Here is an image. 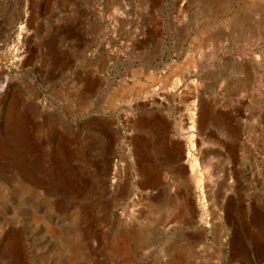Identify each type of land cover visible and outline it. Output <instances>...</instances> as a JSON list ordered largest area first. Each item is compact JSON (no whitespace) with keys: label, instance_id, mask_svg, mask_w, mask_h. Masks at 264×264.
Listing matches in <instances>:
<instances>
[{"label":"rangeland","instance_id":"374dc122","mask_svg":"<svg viewBox=\"0 0 264 264\" xmlns=\"http://www.w3.org/2000/svg\"><path fill=\"white\" fill-rule=\"evenodd\" d=\"M0 192V264H264V0H0Z\"/></svg>","mask_w":264,"mask_h":264},{"label":"bare ground","instance_id":"6f19581e","mask_svg":"<svg viewBox=\"0 0 264 264\" xmlns=\"http://www.w3.org/2000/svg\"><path fill=\"white\" fill-rule=\"evenodd\" d=\"M18 35V34H17ZM216 38V37H215ZM23 52V51H22ZM255 91H258L257 89H255ZM254 91V92H255ZM247 97H249L248 95H246V98ZM204 112V111H203ZM205 113V112H204ZM215 115V114H214ZM250 116H252L253 114H249ZM214 118L215 119H217V120H219V121H224L226 118H228V116H227V114L225 113V114H222V113H217L215 116H214ZM153 121H151V122H154L155 124H157V125H159L160 126V124H161V121L158 119V118H154V119H152ZM201 121V120H200ZM164 123V122H163ZM230 124V123H229ZM231 126V125H230ZM227 127H228V125H227ZM189 128H190V126H189ZM200 129H201V127L199 128V131H200ZM235 130L233 129V128H231L230 129V132H234ZM207 141V140H206ZM179 141H178V139H174L173 141H172V145H171V147L169 148V149H166V152H167V154L173 159V157H174V159H177V155H178V152H181L180 151V145H179ZM198 143L200 144L199 146H198V149H197V153L199 154V155H202L203 156V158L202 159H200L201 160V162L202 163H204V160H205V157H206V155H209L210 153H211V149H207V145L206 144H208V141H207V143L205 142V141H203V140H199L198 141ZM203 145H206V147L205 148H201ZM143 145L141 144V145H139L138 146V149L139 150H142L143 149ZM6 148V147H5ZM173 155V157H172V155ZM142 155V154H141ZM139 156V155H138ZM168 157V156H167ZM146 160V159H145ZM144 160V158H143V160H141V162H139L138 164L140 165V172H141V174L142 175H144V176H146L147 175V173H146V171H145V167L147 166V163L149 162H146ZM196 156H193L190 160H189V162L191 163V167H194L193 169H194V171H191L190 172V178H191V181H195V182H198V171L199 170H197V164H196ZM181 167V166H180ZM148 168V167H147ZM184 168V167H183ZM183 170V169H182ZM191 170H192V168H191ZM153 181V178H151V177H149V176H147V178H146V180H144L143 181V183H142V185H143V187H146V186H149V184L151 183ZM15 190H16V193L20 196V197H22L23 196V194L26 192V188L24 187V186H22V185H17L16 187H15ZM150 192V191H149ZM6 199H7V197H6V195H4L3 193H1L0 192V201H3V200H5L6 201ZM185 202H187V201H185ZM191 205V204H190ZM190 205L189 206H187V204H186V206L187 207H190ZM185 207V206H184ZM192 207V206H191ZM159 207L157 206V205H155V203L153 202V199H150V200H148V206H147V208H146V212H145V214H144V218H146V219H148V218H151V216H153V214H155L156 213V210L158 209ZM32 209V208H31ZM191 213V212H190ZM34 214V213H33ZM36 215V214H35ZM33 216V215H32ZM40 217V216H39ZM115 218V217H114ZM75 219V218H74ZM34 221V220H33ZM37 221V220H36ZM48 221V220H47ZM75 221V220H74ZM130 221V220H129ZM41 222V221H40ZM44 222V221H43ZM73 222V221H72ZM206 222V221H205ZM115 223H119L118 222V220L115 222ZM46 226H48V225H46ZM124 226V225H123ZM128 226V225H127ZM129 227H130V225H129ZM47 229H50V228H47ZM123 229V228H122ZM64 230V229H63ZM50 231L52 232V234L53 233H55L56 234V229L55 228H52L51 227V229L49 230V233H50ZM123 231H124V229H123ZM123 231H118L117 232V237H112L111 239H110V242H109V247H110V250H111V253L112 254H114L115 256H118L120 259H122L123 261H129L130 260V258H133L132 256H133V254H134V250H131L129 247H130V245H131V240H133V237H134V233H131V234H128V233H125V232H123ZM79 232V231H78ZM78 232H77V230L76 229H74L73 231H72V236H68L69 238H68V240H71V241H78L77 240V238L78 237H80V236H78ZM133 232V231H132ZM43 233V232H42ZM143 234V233H142ZM142 234H140V235H142ZM58 235V234H57ZM57 237H59V236H57ZM56 237V238H57ZM139 240V239H138ZM144 240V239H143ZM143 240H141L140 241V243H139V249L141 250L144 246V241ZM62 242H64V241H62ZM137 242V241H136ZM108 243V242H107ZM65 244V243H64ZM77 244V243H76ZM107 246H108V244H107ZM63 248V247H62ZM104 248V247H103ZM107 248V247H106ZM108 249V248H107ZM138 249V250H139ZM145 250V249H144ZM84 251V250H83ZM61 253V252H60ZM63 253H65V257H66V262H67V264H77V260L79 261V262H81L80 260H84V259H82V258H84V254L82 253V251H81V248H80V246H72L71 244H70V242H67L66 244H65V246H64V252ZM106 253V252H105ZM110 253V252H109ZM135 253H136V251H135ZM140 253H142V252H140ZM57 256L55 257V258H57L58 256H59V253L57 252V254H56ZM55 256V255H54ZM60 256H63V255H60ZM114 256V257H115ZM53 257V256H52ZM64 257V258H65ZM107 257V256H106ZM110 257V256H109ZM137 257H138V255H137ZM140 257V256H139ZM61 258V257H60ZM81 258V259H80ZM109 259V258H108ZM91 261V260H90ZM43 262V261H42ZM45 262V261H44ZM89 262V261H88ZM87 262V263H88ZM92 262V261H91ZM169 264H181V260H180V253L178 252V254L177 255H173L172 257H170L169 258ZM83 264V263H82ZM123 264H124V262H123Z\"/></svg>","mask_w":264,"mask_h":264}]
</instances>
